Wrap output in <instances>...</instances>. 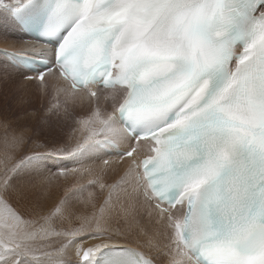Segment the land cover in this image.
<instances>
[{
	"label": "snow or ice",
	"instance_id": "obj_1",
	"mask_svg": "<svg viewBox=\"0 0 264 264\" xmlns=\"http://www.w3.org/2000/svg\"><path fill=\"white\" fill-rule=\"evenodd\" d=\"M7 33L57 121L0 118V264H264V0H0Z\"/></svg>",
	"mask_w": 264,
	"mask_h": 264
},
{
	"label": "rangeland",
	"instance_id": "obj_2",
	"mask_svg": "<svg viewBox=\"0 0 264 264\" xmlns=\"http://www.w3.org/2000/svg\"><path fill=\"white\" fill-rule=\"evenodd\" d=\"M10 35L12 34H0V40L5 41L7 40V37L5 36ZM1 56L2 55H0V61L5 62V60L2 58L3 56ZM55 96L56 92L54 88L50 87L47 94H42L38 83L23 81L21 76H15V74L9 70L8 75L0 77V118L7 117L9 120L16 122L17 118L19 117V123L21 125H27L30 128L29 134L33 135L39 132L41 128L44 130L46 129V126L43 124L41 118L46 119L48 123L55 125L57 117L55 115L47 114L46 112L49 104L55 102ZM32 113H36V116L32 117ZM25 114H28L26 119L24 118ZM2 137L3 128L0 127V139H2ZM42 139L43 138L41 137V139L37 142H42ZM0 148L2 149L1 145ZM115 165L119 167L121 164ZM69 166L71 167V165ZM110 171L111 169L108 171V174L105 177V181L107 183H113L117 180L110 174ZM90 177V175L77 176L74 178V180L73 178H69V181H64V179L61 178L59 184L53 180L50 189V198L47 199V204L50 206L51 204L55 203L59 197L63 195L65 188L68 187L71 182L77 184L83 183L86 185L88 184L89 180L94 179L93 176V178ZM64 184H66V186ZM52 188L54 189L52 190ZM93 191H95L99 196L96 199L97 207L101 201H103L105 193L100 192L98 188L93 189L89 187L83 193V201L78 202L76 205L79 212L91 214L94 211L92 204L87 202L89 192Z\"/></svg>",
	"mask_w": 264,
	"mask_h": 264
},
{
	"label": "bare ground",
	"instance_id": "obj_3",
	"mask_svg": "<svg viewBox=\"0 0 264 264\" xmlns=\"http://www.w3.org/2000/svg\"><path fill=\"white\" fill-rule=\"evenodd\" d=\"M5 35H7V34H5ZM5 37H7V40H5V41H1L0 40V50H11V51H16V49L17 48H19L20 47V45H19V43H16V46L15 47H13L12 45H13V41H18L19 40V37H17V36H15V35H10V36H5ZM0 54H3V53H1V51H0ZM4 55V54H3ZM2 57V56H1ZM5 57V56H4ZM4 57H2L4 60L6 59V58H4ZM8 62V60H5V62ZM11 70V69H10ZM11 72L13 73V74H15V76H20V74L18 73V72H15V71H13V70H11ZM35 83H37V82H35ZM19 89V88H18ZM25 96V95H24ZM33 117V116H32ZM49 120V119H48ZM45 127V126H44ZM46 130V129H45ZM1 147H2V145H1ZM1 149V148H0ZM105 158H107V157H105ZM89 164H92L93 162H88ZM95 164H99V161H96L95 162ZM94 166V165H93ZM126 167V165H123V164H121L119 167H117L116 165H114V167H113V169H111V171H110V174L113 176V177H115L116 179H118L119 178V176H121L122 174H123V171H124V168ZM90 178H93L92 176L90 177ZM89 179V178H88ZM82 180V179H81ZM71 183H73V182H71ZM83 184V183H82ZM56 185V184H55ZM65 186H66V184H64ZM57 186V185H56ZM54 188H52V190H53ZM99 197V196H98ZM101 197V196H100Z\"/></svg>",
	"mask_w": 264,
	"mask_h": 264
}]
</instances>
